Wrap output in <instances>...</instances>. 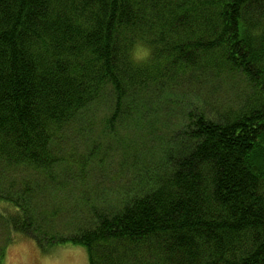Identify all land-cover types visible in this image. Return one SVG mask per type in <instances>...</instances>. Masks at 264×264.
<instances>
[{
    "label": "trees",
    "instance_id": "trees-1",
    "mask_svg": "<svg viewBox=\"0 0 264 264\" xmlns=\"http://www.w3.org/2000/svg\"><path fill=\"white\" fill-rule=\"evenodd\" d=\"M234 75L251 96L197 106ZM94 127L150 157L130 156L140 179L114 177L109 205ZM60 172L91 187L66 239L48 228ZM0 206L15 235L83 246L89 264H264V0H0Z\"/></svg>",
    "mask_w": 264,
    "mask_h": 264
},
{
    "label": "rangeland",
    "instance_id": "rangeland-1",
    "mask_svg": "<svg viewBox=\"0 0 264 264\" xmlns=\"http://www.w3.org/2000/svg\"><path fill=\"white\" fill-rule=\"evenodd\" d=\"M206 87H208V84ZM251 93L252 90L250 89L248 81L242 75H234L231 80L226 79L225 82L215 84L214 88L211 87V89L206 91L204 96L201 97L204 102L200 104L197 102L196 104L199 108L204 105V109L212 110L213 108H216L215 105L223 106L225 103H229L231 101L234 102L236 100L245 99L251 96ZM164 111L169 114L170 119L172 115L177 112L182 115L179 110H175V112L170 110ZM184 123V117H180L179 119L174 118L170 121V128L173 131L182 129ZM100 133L101 130L98 127H94L93 136L102 139V145L98 149V152L103 155L107 162L100 165L102 169L105 168L106 171L100 174L103 181L96 185L106 192V194L101 196H103L102 198L109 205V202H107L106 199L119 194L118 192L114 194L113 190L119 189L117 186H120L121 184L120 181L114 183L112 181L114 177H122V184L129 183L131 180L134 183L140 179V176L137 174L134 181L133 174H128V172L124 169V165L134 159H131L130 156L140 154L142 157H139L138 161L142 162V165L144 166L145 163L149 161L150 157H148V153L146 154L144 151L139 152V154L131 153L130 148H123L128 150L125 152L117 151L114 140L112 138L107 140L106 138L108 137L104 138V136L102 137V134ZM127 136H132L130 134V130L123 128L119 134L118 141H121L123 137ZM150 145H154L155 147L157 146L156 143H151ZM76 178L75 174L66 176L63 172L58 173V175L54 178V181L60 182V184L56 188L53 186L54 192L51 190L49 192L51 194V204H49L47 210H49L50 213L52 209H54L53 207H55L59 208L60 212L54 219L48 221L50 222L48 228L61 235L62 237H59L61 239L71 237L68 235L75 233V231H77V229L85 223L86 217H90L89 214L83 212H88L91 207V203L87 202V197L90 195L91 187L86 189L87 196H84V194L80 191L75 193L77 186H75L73 182L75 183ZM88 182H92L91 179ZM63 184H65V186H63ZM96 185H94L93 182L91 183V186L93 187ZM125 186L130 187L131 183L126 184ZM80 189L85 190L84 188ZM108 194H110V197ZM102 198L100 201H97V204L100 206ZM92 199L93 197H91V200ZM112 201L114 202L115 200ZM111 205L114 206L116 204L111 203ZM105 210L111 211L112 209L105 208ZM3 211L4 209L0 206L1 215L13 212L14 209H10L9 212ZM77 216H81V218L77 220ZM40 224L41 226H45V223L42 220L40 221ZM42 228L43 230H48L47 227ZM44 243V248H41L39 243L33 237L18 234L15 235V233L10 231L7 222L5 223V218L0 217V251L3 249V264H89L88 253L86 248L83 246L66 242L56 243V241L50 239L49 236L46 237Z\"/></svg>",
    "mask_w": 264,
    "mask_h": 264
},
{
    "label": "clouds",
    "instance_id": "clouds-1",
    "mask_svg": "<svg viewBox=\"0 0 264 264\" xmlns=\"http://www.w3.org/2000/svg\"><path fill=\"white\" fill-rule=\"evenodd\" d=\"M132 55L136 61L147 60L151 55V48L145 45L143 42H138L135 49L133 50Z\"/></svg>",
    "mask_w": 264,
    "mask_h": 264
}]
</instances>
